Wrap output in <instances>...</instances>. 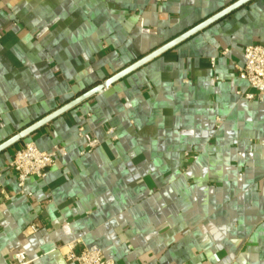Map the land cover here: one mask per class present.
<instances>
[{
    "label": "crops",
    "instance_id": "0c3cea01",
    "mask_svg": "<svg viewBox=\"0 0 264 264\" xmlns=\"http://www.w3.org/2000/svg\"><path fill=\"white\" fill-rule=\"evenodd\" d=\"M236 1L0 0V145ZM255 43L264 0L1 150L0 264H71V242L113 264H264V99L235 70ZM27 142L65 155L20 189Z\"/></svg>",
    "mask_w": 264,
    "mask_h": 264
},
{
    "label": "built area",
    "instance_id": "2783aa9c",
    "mask_svg": "<svg viewBox=\"0 0 264 264\" xmlns=\"http://www.w3.org/2000/svg\"><path fill=\"white\" fill-rule=\"evenodd\" d=\"M242 58V65L235 67L237 76L244 80L249 88L258 90L264 99V44L255 43L245 46L242 50ZM236 93L247 101L256 98V95L250 92ZM82 131L83 129L80 128L79 135ZM106 134L113 141L117 139L113 127H108ZM98 145L96 139H88L87 152ZM64 155L63 146L57 145L49 151H41L34 143L27 142L14 151L8 169L14 174L17 186L22 189L27 178L44 180L48 170L55 165L56 159ZM30 230L34 232L36 226H30ZM58 250L62 251L65 261L71 264H113L111 260L104 259L101 250L96 246H78L76 242H71L58 247ZM11 258L15 264H29V260L21 252L14 253Z\"/></svg>",
    "mask_w": 264,
    "mask_h": 264
},
{
    "label": "water",
    "instance_id": "95a60500",
    "mask_svg": "<svg viewBox=\"0 0 264 264\" xmlns=\"http://www.w3.org/2000/svg\"><path fill=\"white\" fill-rule=\"evenodd\" d=\"M252 0H238L232 3L230 6L226 7L225 9L221 10L217 14L211 16L210 18L204 20L203 22L199 23L198 25L194 26L193 28L189 29L188 31L184 32L183 34L179 35L178 37L174 38L172 41L164 44L163 46L159 47L158 49L154 50L153 52L149 53L148 55L144 56L143 58L137 60L133 64L129 65L128 67L124 68L120 72L116 73L115 75L111 76L110 78L106 79L103 83L95 86L94 88L88 90L87 92L83 93L73 101L69 102L68 104L62 106L58 110L54 111L53 113L49 114L48 116L42 118L38 122L34 123L30 127L24 129L17 135L13 136L9 140L5 141L0 145V151L5 149L6 147L20 141L21 139L25 138L33 131L37 130L41 126L47 124L52 119L57 117L60 114L70 110L71 108L77 106L84 100L90 98L93 95L100 94L103 90L107 89L111 84L117 82L118 80L122 79L123 77L127 76L129 73L133 72L134 70L138 69L139 67L143 66L144 64L148 63L149 61L153 60L154 58L158 57L159 55L163 54L164 52L170 50L171 48L175 47L176 45L180 44L181 42L185 41L195 33L201 31L205 27L211 25L212 23L218 21L219 19L223 18L224 16L230 14L234 10L240 8L241 6L251 2Z\"/></svg>",
    "mask_w": 264,
    "mask_h": 264
}]
</instances>
